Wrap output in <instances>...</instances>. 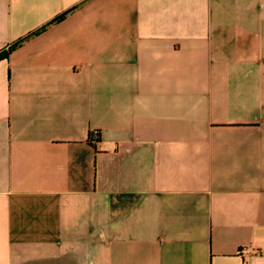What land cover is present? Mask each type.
<instances>
[{"label": "crops", "instance_id": "obj_1", "mask_svg": "<svg viewBox=\"0 0 264 264\" xmlns=\"http://www.w3.org/2000/svg\"><path fill=\"white\" fill-rule=\"evenodd\" d=\"M1 51L0 264H264V0H0Z\"/></svg>", "mask_w": 264, "mask_h": 264}, {"label": "built area", "instance_id": "obj_2", "mask_svg": "<svg viewBox=\"0 0 264 264\" xmlns=\"http://www.w3.org/2000/svg\"><path fill=\"white\" fill-rule=\"evenodd\" d=\"M98 136V131L97 130H94L91 132V137H97Z\"/></svg>", "mask_w": 264, "mask_h": 264}, {"label": "trees", "instance_id": "obj_3", "mask_svg": "<svg viewBox=\"0 0 264 264\" xmlns=\"http://www.w3.org/2000/svg\"><path fill=\"white\" fill-rule=\"evenodd\" d=\"M6 56H7V51H1L0 52V58L6 57Z\"/></svg>", "mask_w": 264, "mask_h": 264}]
</instances>
